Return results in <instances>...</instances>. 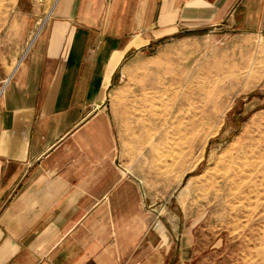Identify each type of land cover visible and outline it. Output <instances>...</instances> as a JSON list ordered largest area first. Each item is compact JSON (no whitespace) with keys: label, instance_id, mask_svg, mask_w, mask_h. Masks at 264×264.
I'll return each mask as SVG.
<instances>
[{"label":"crops","instance_id":"obj_1","mask_svg":"<svg viewBox=\"0 0 264 264\" xmlns=\"http://www.w3.org/2000/svg\"><path fill=\"white\" fill-rule=\"evenodd\" d=\"M41 1L47 22L0 91V264H167L173 235L104 89L167 35L232 19L264 39V0Z\"/></svg>","mask_w":264,"mask_h":264},{"label":"rangeland","instance_id":"obj_2","mask_svg":"<svg viewBox=\"0 0 264 264\" xmlns=\"http://www.w3.org/2000/svg\"><path fill=\"white\" fill-rule=\"evenodd\" d=\"M44 5L0 0V91ZM233 21L135 49L104 89L122 158L173 235L167 264H264V39Z\"/></svg>","mask_w":264,"mask_h":264},{"label":"bare ground","instance_id":"obj_3","mask_svg":"<svg viewBox=\"0 0 264 264\" xmlns=\"http://www.w3.org/2000/svg\"><path fill=\"white\" fill-rule=\"evenodd\" d=\"M220 166H221V164H220ZM233 167H234V166H233ZM228 169H229V167H228ZM253 169H254V168H253ZM240 170H241V169H240ZM237 174H238V173H237ZM232 175H233V174H232ZM234 180H235V179H234ZM215 181H216V179H215ZM218 182H219V181H218ZM228 182H229V181H228ZM238 183H239V182H238ZM238 183H237V184H238ZM218 184H219V183H218Z\"/></svg>","mask_w":264,"mask_h":264}]
</instances>
